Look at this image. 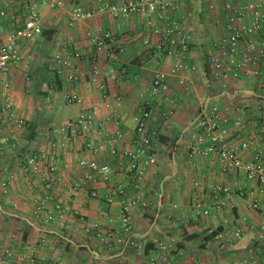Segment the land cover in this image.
<instances>
[{
    "label": "crops",
    "instance_id": "crops-1",
    "mask_svg": "<svg viewBox=\"0 0 264 264\" xmlns=\"http://www.w3.org/2000/svg\"><path fill=\"white\" fill-rule=\"evenodd\" d=\"M108 1L119 0H65L60 8L41 7L44 30L54 28L52 36L42 33L26 41L24 60L0 75V91L4 81L11 83L19 115L30 121L44 112V125L32 140L26 137L27 129H13L0 119V264L9 259L11 264H237L242 259L264 264V240L258 238L264 226V185L242 171L224 172L214 156L191 154L197 133L190 126L209 95L220 94L217 103L222 108L236 113L234 109L242 106L253 118L264 108V63L254 62L264 49V29L243 41L242 50L251 60L238 84L226 90L207 73L213 57L222 53L221 40L240 25L232 21L233 8L245 6L247 0H177L178 10L166 15L177 19L189 35L186 63L191 66L178 72L173 68L181 59L169 54L173 47L163 34L165 14L154 15L152 23L140 13L114 16L103 9ZM25 4L26 0H0V9L8 12L0 15V43L23 23ZM79 8L97 12L88 18L77 14ZM12 15L18 17L16 22ZM250 21L248 13L245 22ZM106 32L116 39L101 47ZM58 55L70 65L59 64ZM96 67L100 74L95 76ZM159 71L168 74L167 94L151 93ZM54 73L62 81L60 91L40 83ZM39 83L50 91L47 96L38 93ZM74 92L83 102L65 103V94ZM149 101L151 124L161 138L154 145L158 161L147 166L139 187L124 153L139 148L135 116ZM92 108L97 114L90 132L67 140L70 121ZM170 109L175 111L171 116ZM57 140L65 145L53 147ZM56 151L61 154L59 180L46 192L43 157L51 159ZM33 156L39 163L27 164ZM83 158L110 164L111 181L82 168ZM86 176L88 181L80 187ZM216 185L229 188V194L215 198ZM115 187L139 199L130 212L124 210L128 201ZM51 213L54 217L49 219ZM235 223L245 231L242 239L229 232ZM94 225L97 228L89 230ZM216 229L220 232L208 239ZM159 242L169 247L168 254Z\"/></svg>",
    "mask_w": 264,
    "mask_h": 264
},
{
    "label": "built area",
    "instance_id": "built-area-1",
    "mask_svg": "<svg viewBox=\"0 0 264 264\" xmlns=\"http://www.w3.org/2000/svg\"><path fill=\"white\" fill-rule=\"evenodd\" d=\"M65 4V0H26L24 11V21L15 30L9 32L6 39L0 43V75L8 72L11 67L21 63L24 60L22 47L26 41H31L43 33V21L41 7L60 8ZM232 9V5H228ZM179 3L177 0H119L117 2H106L105 10L111 12L114 16H130L136 13L145 15L149 22L152 23V17L157 14H165L168 20L166 28L163 31L165 38L172 45L173 49L169 54L175 56L180 62L176 63L173 72L180 70H188L191 68L186 63V59L190 52L189 35L181 27L177 19L166 15L167 11L178 10ZM102 9H99L100 11ZM234 14L232 21L240 23L233 28L232 33L221 40L222 53L214 56L212 59L211 70L207 71L215 80L224 85V89L228 90L234 84H238L242 79L245 63L251 60L250 55L242 50L243 41L248 37L257 35L260 29H264V0H247L245 6L233 8ZM97 11H84L82 8L77 9V14L84 17H92ZM248 13L251 14L250 23L245 22ZM1 16H7L8 12L5 9H0ZM16 15H12L11 19L16 22ZM155 32H161L156 29ZM1 37V33H0ZM115 35L111 32H106L102 36L100 46L102 47L107 40L114 42ZM177 46L179 48H177ZM56 60L59 64L70 65L68 59L62 55H58ZM259 61L254 60L255 64L260 61L264 63V49H260L258 54ZM62 73V69H59ZM259 73V71H257ZM100 74L98 67L95 68V76ZM73 79V76L69 77ZM3 89L0 91V119L4 124L16 130H25L27 120L19 115L16 109V101L14 99L11 83L3 82ZM99 88L106 90L105 83H100ZM170 85L168 82V74L164 71L157 72L154 81L151 83V93L167 94ZM255 94L253 91L250 92ZM221 95H209L203 102L196 118L191 123L190 127L197 133V139L191 145V154H201L206 157H215L220 161V165L224 172L242 171L250 180H255L259 184L264 185V108L260 109L259 116L253 118L248 115L242 106H238L232 112L231 107L225 106L222 108L217 100ZM64 102L82 103L83 97L77 93H67L64 96ZM107 107H111L110 103H106ZM174 110L170 109L167 115H173ZM97 109H86L83 113L70 121L66 127V139L70 140L75 136L85 135L89 133L92 123L96 118ZM112 118L111 116L108 119ZM153 111L150 108V101L138 107V112L135 116L137 121V133L140 139L139 148L137 151L127 150L124 156L129 160V171L133 173L137 185L141 187L147 166L157 163V155L154 152V145L158 138V129L151 124ZM122 134H120L121 136ZM238 138L239 142L235 143ZM64 142L59 140L53 141V147H63ZM249 153H252L249 155ZM61 154L56 151L53 156L44 155L43 162L46 164L47 177L44 179L43 190L48 192L52 186L59 180V158ZM29 164L34 165L39 163L36 156L29 158ZM82 168H87L90 171L98 173L105 181H111L112 167L108 163H101L97 159L83 158L80 161ZM88 181V176L83 177L79 186H83ZM3 187L7 190V182H3ZM120 194L128 201L124 210L130 212V208L139 203V199H130L126 196L125 190L122 187H115ZM116 191V190H115ZM116 191V192H118ZM215 198H220L222 193L229 194L230 189L223 185H216L212 190ZM98 195V192H94ZM46 199H43V203ZM42 203V204H43ZM259 203L254 202V207L259 208ZM205 214H209L210 210H205ZM54 216L52 213L49 219ZM127 220V227L131 229L130 219L127 213L124 214ZM98 225L89 227V230H94ZM230 234L236 239H242L245 236V231L239 223L231 225ZM258 238L264 240V226L259 231ZM129 242L134 243L131 239ZM159 246L168 254L170 250L163 242H159ZM1 253V249H0ZM167 257V255H166ZM10 260V259H9ZM5 264H11L10 261ZM237 264H259L258 260H240Z\"/></svg>",
    "mask_w": 264,
    "mask_h": 264
},
{
    "label": "trees",
    "instance_id": "trees-1",
    "mask_svg": "<svg viewBox=\"0 0 264 264\" xmlns=\"http://www.w3.org/2000/svg\"><path fill=\"white\" fill-rule=\"evenodd\" d=\"M55 29L54 28H50V29H45L43 30V34L48 36V37H51L52 35L50 34V32H54ZM207 69L208 71H210V68L207 66ZM42 81H40V83H44V82H47L49 84V86H54V90L55 91H60L62 90V81L61 79L59 78V75L57 73H54V77L52 78H49V77H44L41 79ZM39 84H37L38 88H39V91L38 93L41 95V96H47L49 94L50 91H44L42 89V86ZM39 112L41 109H38ZM42 114H44V112L41 110L40 112V115L39 117H36V118H33L31 119L30 121H27V126H26V129H27V139L29 140H32V139H36L37 138V128H39L40 126L44 125V122H42ZM159 135V133H158ZM158 138H161L160 136H158ZM157 138V140H158ZM26 163L28 164L29 161L26 159L25 160ZM24 161V162H25ZM25 164V163H24ZM220 231L218 229L216 230H213L212 233H210L209 235H207L206 237L209 239V238H212L214 236H216Z\"/></svg>",
    "mask_w": 264,
    "mask_h": 264
},
{
    "label": "rangeland",
    "instance_id": "rangeland-1",
    "mask_svg": "<svg viewBox=\"0 0 264 264\" xmlns=\"http://www.w3.org/2000/svg\"><path fill=\"white\" fill-rule=\"evenodd\" d=\"M173 251V250H172Z\"/></svg>",
    "mask_w": 264,
    "mask_h": 264
}]
</instances>
